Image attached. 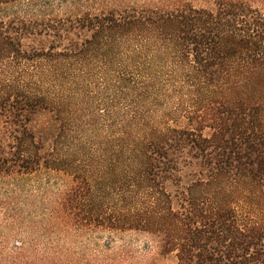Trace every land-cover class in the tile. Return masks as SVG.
Masks as SVG:
<instances>
[{"label":"trees","instance_id":"obj_1","mask_svg":"<svg viewBox=\"0 0 264 264\" xmlns=\"http://www.w3.org/2000/svg\"><path fill=\"white\" fill-rule=\"evenodd\" d=\"M33 1L0 0V175L60 169L82 148L68 144L77 97L114 90L119 173L136 207L87 210L92 183L73 173L63 222L148 233L178 264H264V0L5 13ZM25 249L0 264H23Z\"/></svg>","mask_w":264,"mask_h":264},{"label":"rangeland","instance_id":"obj_2","mask_svg":"<svg viewBox=\"0 0 264 264\" xmlns=\"http://www.w3.org/2000/svg\"><path fill=\"white\" fill-rule=\"evenodd\" d=\"M49 2L55 10L62 0L10 5L5 13H26ZM89 91L87 97H77L73 108L79 112L74 114L76 128L68 144L81 146L78 153L68 156L60 169L0 175V256L16 255L22 244L26 245L23 264H178L177 252H163L158 239L148 233L102 226L77 231L58 216L59 203L78 172L87 175L93 186L87 210L118 213L119 208L136 207L130 204L119 173V95L114 90ZM245 207L241 201L242 219Z\"/></svg>","mask_w":264,"mask_h":264}]
</instances>
